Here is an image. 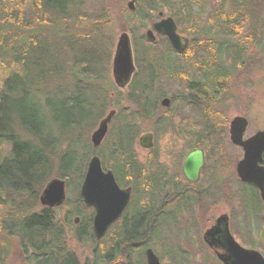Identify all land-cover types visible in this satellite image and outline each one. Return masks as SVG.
<instances>
[{"label":"trees","instance_id":"1","mask_svg":"<svg viewBox=\"0 0 264 264\" xmlns=\"http://www.w3.org/2000/svg\"><path fill=\"white\" fill-rule=\"evenodd\" d=\"M81 1L0 0V259L4 251L6 255L12 251L11 243L16 241L27 264H81L67 246L66 237L73 234L77 241L94 247L92 259L85 264H146L145 250L151 242L158 243L165 229L156 213L179 203L188 193L194 196L191 190L180 192L176 186L158 205L169 181L156 164L161 160L157 144L163 138H180V144L184 143L175 148L178 156L170 163L174 168L176 162L181 165L186 150H206L223 135L215 122L220 119L215 108L222 107L232 78L257 66L255 52L264 55V0H224L205 22L202 17L210 0H145V4L138 0L134 13L123 12L124 20L135 24L129 34L137 66L126 93L105 83L102 58L92 53L73 62L77 83L72 92H67V85L50 90L47 78L59 77L61 67L53 69L51 58L39 54L37 39L55 26L53 16L72 17ZM161 11L190 39L182 56L166 39L151 42L145 37L144 31L159 19ZM178 84L183 85L179 91L175 90ZM110 88L117 95L116 102L104 101ZM164 98L172 101L168 109L161 105ZM111 106L118 111L102 146L96 150L87 143L83 147L87 155L71 148L80 142L85 122L93 119L96 123ZM182 107H189L190 112ZM179 109L189 119L197 111L203 121L199 131L190 124L184 130L175 122L182 120ZM143 123L150 124L155 137L151 153L156 154L145 163L134 149ZM68 134L79 135L60 154L62 138ZM89 155L99 156L103 168L134 193L129 210L101 241H96L92 229L94 209L80 196ZM143 174L156 177L159 184L143 185ZM53 179L65 180L68 194L76 188L75 198H67L64 204L69 210L63 215L57 209L39 207L40 195ZM150 211L153 217L148 222ZM76 217L79 226L74 225ZM246 241L254 246L252 239Z\"/></svg>","mask_w":264,"mask_h":264},{"label":"rangeland","instance_id":"2","mask_svg":"<svg viewBox=\"0 0 264 264\" xmlns=\"http://www.w3.org/2000/svg\"><path fill=\"white\" fill-rule=\"evenodd\" d=\"M129 1L130 0H82L80 6H78L75 10L76 14H74L72 17L68 16L67 18L62 19L61 17L53 16L54 19H52V24L55 26L47 29L41 37H38L36 45L40 55H45V57L51 58L50 66H52L53 69H60L61 67V71L59 70L61 75L59 74V77L57 76L51 78L49 75L47 78L50 90L57 85L59 88L65 87L67 85V87L70 88V90L67 92H72L75 83H77L72 75L73 70H71L74 65L73 62L75 59H78L79 56L85 55V53L86 55L92 53L93 56L97 57L98 55L102 58L103 65L101 69L102 73L105 75L104 81L111 87L116 88L112 75V63L115 56L117 41L121 34L129 33V30L135 27L134 23H127V21H125L123 18V12L125 9L127 10V4ZM143 1L145 4V0ZM223 1L224 0L208 1L205 9L207 12L205 15H203L202 21L205 22L210 16L209 13H211L214 8ZM198 7H200V3ZM203 8H205V3L203 4ZM160 13H163L164 17H168L163 11ZM101 28H103L102 33L99 32V29ZM146 31H144V34H146ZM263 56L264 55H260L257 50L255 52L254 58V60L258 63L257 66L251 71H242L232 78L226 94L222 98V107H216L214 110L220 116V119L216 120L215 122L217 125H220L223 135L216 140L215 144L211 143V146L206 149L208 170H216V174L217 172L219 174L217 178H221L222 180L228 176L232 177L234 175L233 178H231V180H234V183L232 181L233 184L231 185V193L229 195L231 196L232 193L233 195H236V197L234 195L235 198L233 202V206L235 207V204H239V199L237 198L235 167L237 163L243 158V151L231 144L229 140L228 127L230 122L235 117H245L249 122V126L245 133V139L255 135L258 131H264ZM103 84L104 83L102 82L101 85ZM182 87L183 85L181 84L175 85V90L179 91ZM126 91L127 90H121L123 93H126ZM105 99L111 102H113L114 99L116 102L117 95L114 93V91H112V88L108 89V91L104 94V101ZM120 101L122 105V100ZM123 103L125 105V102ZM181 105L182 104H178L177 107H181ZM182 108L186 111V113L190 112L189 107ZM111 109H116L118 111V107H107L104 115L96 123L92 121L93 119L86 121V125H84L83 130L79 132L81 135V138H79L80 142L76 143L74 146H72L71 142L75 141L74 138H78L79 134L77 136L69 134L63 136L62 144L58 153L63 154L66 152L67 148L72 146L71 148L74 147V150H78L79 153L87 155L88 150H83V147L87 146V143L91 144L90 138L92 133L97 129L101 119L105 117V115L108 114ZM184 113L185 112L179 109V117L182 120L176 118L175 122L180 124L179 126H182L184 130H189L190 127L187 126L190 124L192 128H196V131H199V124H202L203 121L200 118V115H198L197 111L195 113L192 112L194 117L190 119L187 117L183 118ZM149 125L150 124L148 123H143L140 125L137 137L135 139L134 149L140 161L144 163L149 160L151 155L152 161L154 160V156L156 154L159 155V158L161 157L162 161L159 160L156 164H158L160 168L166 172L167 176H165L166 178L164 179L165 181L167 180L169 182L165 188H163V191L160 192V198L158 202V205H160L166 195L174 191L176 186L179 187L181 184H183L180 172L182 163L178 167V162H176L174 168L170 163L173 159L175 163V159L178 156L175 151H177L176 149L178 147L182 148L184 143L180 144V138H176L175 141L172 139L163 138L157 144L158 149L156 154L151 153L154 148L149 151L145 150L139 145L138 139L142 135L152 132L148 127ZM190 138L191 137L188 136V139ZM173 143L176 144L172 146ZM189 151L190 150L185 151L184 157ZM219 152L223 154L221 159H219V155H216ZM91 156L89 155L87 157V164ZM152 171L156 173L157 168H154ZM224 171L228 172L224 173ZM208 174H210V171ZM145 175L146 174H143L142 178H140L142 184L147 182H150L155 186L159 184V182L157 184L156 177L152 175ZM190 192L194 191L192 190ZM75 193H77L76 188L74 191L70 190L69 194L67 192V198L72 201L75 198ZM196 199L197 197L195 196L185 195L183 198L178 200L179 203L176 202L173 205L167 207L162 212L156 213V216L160 215V222L162 223L163 227L165 226V229L163 230L158 243L151 242L149 246L159 256L163 264H201V262L205 264H215L212 260L209 249L203 246L201 242L202 236L207 227L210 226L209 223H212V221L222 213L229 212L230 207L227 209L223 202L212 205L210 209L205 210V219L200 223H196L193 217L190 216H194L193 211L197 216V213L200 212L198 208H195L193 204H188L184 208H181L184 203H188V200L192 202L196 201ZM39 207H42L40 201ZM35 210H37V207H35ZM57 210L60 215H63L69 210V207H59ZM262 216L264 218V206ZM152 217L153 214L152 211H150L146 216V220L149 222L150 218ZM257 217H254V219ZM73 220L75 226L80 225V219L77 225L75 223V218ZM199 220L200 219H197V221ZM246 223L248 222L246 221ZM249 223L246 226L249 230L247 237L252 235L253 238H249L252 239L253 244L256 246L254 248L250 247V244L246 241L245 236L241 235L242 239L244 240L243 242L249 246L246 248L255 249L264 256V241L259 237L260 231L262 228H264V220L257 224L255 220L250 219ZM193 224H196L197 227ZM240 224H243V219L241 220V218L238 219L237 226L239 227ZM66 240L69 251H72L76 255L81 264H85L88 260L92 259L94 251L92 244H85L83 242L77 241L73 234L67 235ZM11 244L12 251L8 255H6L5 251L2 253L0 264H27L17 242L13 241Z\"/></svg>","mask_w":264,"mask_h":264},{"label":"water","instance_id":"3","mask_svg":"<svg viewBox=\"0 0 264 264\" xmlns=\"http://www.w3.org/2000/svg\"><path fill=\"white\" fill-rule=\"evenodd\" d=\"M114 1V0H110ZM137 0H130L127 9L135 12ZM163 14H160L162 17ZM156 33L160 37H166L172 48L179 54H184L189 47V39L178 33V28L172 18H165L153 25L148 30L146 37L156 40ZM112 73L115 84L125 89L136 73L134 55L129 34L123 33L118 38L116 53L112 65ZM161 105L165 108L171 106V100L165 98ZM116 115V111H110L99 123L98 128L91 135V143L94 148H99L105 140L109 125ZM248 127V120L244 117H235L230 124V139L232 143L244 151V158L237 166L239 178L244 183L255 185L264 201V166L261 165L264 157V131L257 132L251 138L244 140V134ZM142 148L150 150L154 147V135L147 133L139 138ZM205 166V152L202 149L191 151L184 159L182 171L186 179L191 183L199 181L202 169ZM131 188L123 189L118 184L115 174L105 171L101 159L93 156L87 167L86 175L80 189V196L84 203L94 209L93 231L97 241L106 236L109 229L122 217L131 200ZM66 201V183L61 179L50 181L40 196V203L44 207L57 208ZM223 219L219 220L215 227L207 231L204 238L212 243L220 231ZM78 223V219H76ZM226 243L229 246L231 256L223 259L225 264H264L263 256L255 250L242 248L230 235L228 227L225 228ZM264 239V231L261 234ZM147 264H162L153 249L145 252Z\"/></svg>","mask_w":264,"mask_h":264},{"label":"flooded vegetation","instance_id":"4","mask_svg":"<svg viewBox=\"0 0 264 264\" xmlns=\"http://www.w3.org/2000/svg\"><path fill=\"white\" fill-rule=\"evenodd\" d=\"M184 54H182V55H184ZM228 134H229V140H230L231 144L234 147L241 149L243 151V149L241 147L234 145L230 139V124L228 127ZM203 150L205 152V166H204L203 170L201 171L198 182L191 183L186 179V177L184 176L183 171H182V166H183V162H182L180 172H181V180H182L183 184H181V186H179V187L177 186V187L181 188L180 192H182L184 189L191 190V191L193 190L194 196H196L197 199H196V201H192V202H190L188 200V203H186V204L184 203L181 208H184L188 204H193L195 208L197 207L200 212H198L197 216H196L195 212L193 211L194 216H190V217H193V219L196 223H200L202 220L205 219V217H204L205 210L210 209L212 207V205L223 202L225 204V206L227 207V209H228V207H230L229 212L222 213L221 215L216 217L212 221V223H209L210 226H208L206 231L203 233L202 241H201L203 246H205L206 248L209 249L210 255H211L212 260L214 261L215 264H225L223 262V259L221 260V257L226 259V258H229L231 256L229 246L226 243V239H225V237H226L225 228L228 227L230 235L236 240V242L241 247L248 249L246 247H249V246L243 242L241 235H244L246 239H249V237H252V235L247 237L249 234L248 233L249 230L247 229L246 226L249 223L250 219L255 220L257 222V224L260 221L264 220V218L262 216L264 201L261 198V194H260L259 189L255 185L242 182V180L238 176L237 166H238L239 162L244 158V151H243V158L237 163V165L235 167L237 198L239 199V204H235L236 205V207H235V206H233L234 205L233 202H234V198L236 197V195L234 194L235 197H234L233 193L231 196L229 195L231 193V190H230L231 185L234 183V180H231V178H233L234 175L232 177H229L227 174L228 177L224 178V180H222L221 178L218 179L217 176H219V174H218V172L216 174V170L214 171L212 169H210V170L207 169V152L205 149H203ZM218 155L220 157L219 159H221L223 156V154L220 152L218 153ZM261 165L264 166V157H263V161H262ZM209 171H210V174H208ZM227 172L228 171H224V173H227ZM232 181H233V183H232ZM122 188H128V187H122ZM172 192H170L166 196H170ZM189 196H191V194ZM133 199H134V193H133V189H132V191H131V202H130L128 208L126 209V211L124 212V214L122 215V217L119 219V221L123 218V216L125 215L127 210H129V208L131 207ZM254 217H257V218L254 219ZM240 218H241V220L243 219V224H240V226L238 227L237 221ZM197 219H200V220L197 221ZM221 219H223L222 224H221L222 226L220 227L221 232H219L217 234V237L214 238V241H212V243H208L204 238L205 234L207 233V231H209L213 227H215L216 224L218 223V221ZM235 221H236V224H235ZM246 221L248 223H246ZM193 225L196 226V224H193ZM246 229H247V231H246ZM263 231H264V228H262V230L260 231V234H259L260 239H261V234ZM255 246L256 245L250 246V247L254 248ZM253 250H255V249H253ZM231 262H229V264H231ZM201 264H205V263L201 262Z\"/></svg>","mask_w":264,"mask_h":264}]
</instances>
